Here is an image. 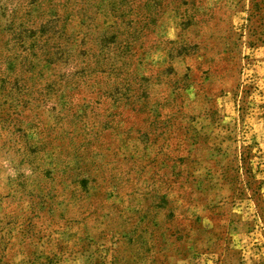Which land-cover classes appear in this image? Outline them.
Wrapping results in <instances>:
<instances>
[{
	"label": "rangeland",
	"instance_id": "1",
	"mask_svg": "<svg viewBox=\"0 0 264 264\" xmlns=\"http://www.w3.org/2000/svg\"><path fill=\"white\" fill-rule=\"evenodd\" d=\"M0 264H264V0H0Z\"/></svg>",
	"mask_w": 264,
	"mask_h": 264
}]
</instances>
